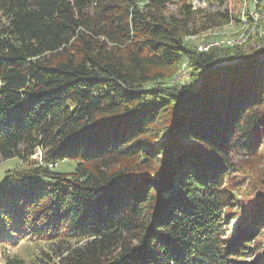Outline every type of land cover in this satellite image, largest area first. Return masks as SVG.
<instances>
[{
	"label": "trees",
	"instance_id": "obj_1",
	"mask_svg": "<svg viewBox=\"0 0 264 264\" xmlns=\"http://www.w3.org/2000/svg\"><path fill=\"white\" fill-rule=\"evenodd\" d=\"M236 1L0 0V159L20 162L0 183L5 264L241 263L264 206L230 240L224 185L264 147V42L189 43L241 23Z\"/></svg>",
	"mask_w": 264,
	"mask_h": 264
},
{
	"label": "rangeland",
	"instance_id": "obj_2",
	"mask_svg": "<svg viewBox=\"0 0 264 264\" xmlns=\"http://www.w3.org/2000/svg\"><path fill=\"white\" fill-rule=\"evenodd\" d=\"M243 3V2H242ZM240 3L239 0L233 3L231 9L237 14L242 22L235 23L229 27L211 30L205 33L189 39L191 45L200 46L202 43V51L212 46H229L223 50H232L228 48H241L243 51H257L260 46L259 42H264V26H260V19L255 13V4L250 3L249 0L245 3ZM248 9V10H247ZM171 10H175V7H171ZM246 11H252L253 17H255V23L252 24L249 21H245L244 14ZM263 38V39H262ZM219 44V45H217ZM208 48V49H209ZM201 47L199 48V50ZM208 51V50H207ZM201 80V76L199 81ZM187 82V81H186ZM184 84V83H183ZM162 124L157 126V130L162 129ZM166 131L162 134L161 140L165 139ZM158 141V143L161 142ZM263 146L259 148L258 155L254 158L243 160V166L246 173H239L235 170L230 176L227 177L224 189L226 194L230 197V205L223 210L222 219L228 217L226 223H222L223 233L230 239L235 241L237 235L243 229H246L248 220L256 210L264 206V150ZM262 150V151H261ZM261 151V152H260ZM40 155L37 154L33 159L35 162H39ZM240 162V160H238ZM19 161L2 162L0 159V183L4 181L5 172L8 169L18 168ZM51 167V166H50ZM54 169L60 172H69L74 170V164H68V162L60 163L58 167L54 166ZM243 217V219H242ZM45 243L37 244V246L20 245L19 247L11 250V256H19L29 260V257H34L35 253H39V250ZM243 246H247L238 250L233 257L241 262L240 264H264V231L262 235L258 234L251 240L245 241ZM0 252V264H5V260ZM33 259V258H32Z\"/></svg>",
	"mask_w": 264,
	"mask_h": 264
},
{
	"label": "water",
	"instance_id": "obj_3",
	"mask_svg": "<svg viewBox=\"0 0 264 264\" xmlns=\"http://www.w3.org/2000/svg\"><path fill=\"white\" fill-rule=\"evenodd\" d=\"M204 43H202L201 45H203ZM200 45V46H201ZM200 46H198V51L201 52V53H206L208 52L210 49L212 48H225V47H229V46H212L208 49V51H200L199 48ZM188 76H187V72L185 71V69H182L179 74L175 77V79L173 80V83H177V84H183L186 82Z\"/></svg>",
	"mask_w": 264,
	"mask_h": 264
},
{
	"label": "bare ground",
	"instance_id": "obj_4",
	"mask_svg": "<svg viewBox=\"0 0 264 264\" xmlns=\"http://www.w3.org/2000/svg\"><path fill=\"white\" fill-rule=\"evenodd\" d=\"M217 45H219V44H217ZM200 47H201L200 51H202V45H201ZM208 48H209V47H208ZM208 48H207L206 50H204V51H207V50H208Z\"/></svg>",
	"mask_w": 264,
	"mask_h": 264
}]
</instances>
